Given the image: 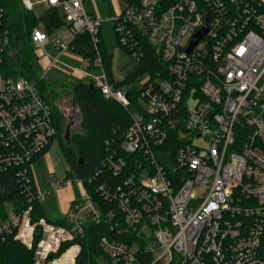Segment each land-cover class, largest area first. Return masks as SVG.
I'll list each match as a JSON object with an SVG mask.
<instances>
[{"label": "built area", "instance_id": "obj_1", "mask_svg": "<svg viewBox=\"0 0 264 264\" xmlns=\"http://www.w3.org/2000/svg\"><path fill=\"white\" fill-rule=\"evenodd\" d=\"M85 1L38 0L43 9L64 6L68 24L57 30L55 58L46 52L50 34L42 27L31 33L34 47L51 59L48 69L71 52L77 34L101 41L102 20L87 13ZM23 3L35 9L30 0ZM4 15L0 5V173L15 174L27 201L19 212L12 208L0 234L34 248V264H76L81 246L75 241L89 222L102 221V212L84 181L76 179L81 197L65 216L68 227L44 218L32 221L33 200L45 199L49 190L37 191L31 164L54 141L57 128L37 83L2 72L1 52L9 44ZM114 21L133 56L138 55V34L169 76L147 73L140 83L143 105L138 102L131 111L122 148L130 155L141 153L145 163L136 159L138 172L99 187L117 205L108 211L109 221L119 234L137 232L154 256L152 264H264V0H133ZM206 25L207 32L189 51ZM101 70L85 77L105 97L131 107L129 85L115 87ZM169 131L178 140L175 154L161 162L159 147ZM106 164L115 176L127 167L116 153ZM244 217L251 222L245 224ZM67 242L72 243L58 255ZM100 246L113 264H141L136 244L104 236Z\"/></svg>", "mask_w": 264, "mask_h": 264}, {"label": "trees", "instance_id": "obj_2", "mask_svg": "<svg viewBox=\"0 0 264 264\" xmlns=\"http://www.w3.org/2000/svg\"><path fill=\"white\" fill-rule=\"evenodd\" d=\"M125 1L130 4L133 0ZM0 5L5 13L4 26L9 31V44L1 52L2 72L6 76H24L37 83L43 98L52 107V116L57 128L54 139L58 135L60 136L65 159L70 165L68 178L82 179L87 192L102 212V221L99 224L89 222L86 226L85 235L75 241L81 246L76 264H113L112 259L103 252L100 246V240L104 236L130 245L136 244L139 247L137 257L140 263L152 264L154 256L146 251L143 238L137 232L129 231L119 234L115 222L109 221L107 213L110 209L117 210V205L114 201L106 200L99 189L102 184L109 186L119 184L125 176L132 172H138L136 159H142L145 163L141 153L130 155L122 148L124 135L132 124L131 111L136 109L141 96V86L129 89L132 106L124 107L115 99L105 97L91 80H80L74 83L72 85V98L81 113V125L84 133H77L66 138V135H63V115L51 98L52 92L45 87L43 79L35 74L34 65L37 56L31 38V33L36 27H42L50 35L60 28H65L68 25L66 16L63 17L60 14L59 7L46 8L40 15H36L34 10L25 7L23 0H0ZM136 41L138 43L136 49L138 55L136 57L122 42L121 45L139 63L137 73H146V75L152 73L160 79L168 77L165 65L155 56L153 48L145 38L137 34ZM70 51L87 61L89 69L98 68L97 61L100 60L101 68L106 73L108 81L115 87L129 85V82L133 80L134 75L122 82L114 80L111 72V53H109L102 39L95 44L89 33L77 34L70 44ZM178 107L185 113L182 104H179ZM177 141L176 133L169 131L166 140L159 147V154L162 156L159 159L161 162L169 158L172 160ZM114 153L127 161V167L122 170L119 176L113 175L106 164ZM29 175L33 178L31 173ZM89 179L92 181L89 182ZM17 186L18 180L12 171L0 173V224L8 216L6 210L8 203L13 205L16 212L21 211L24 202L26 204V194H23ZM32 205L31 218L33 222H38L44 218L57 226H69L66 217L56 220L50 219L40 200L34 199ZM251 220V218L244 217L245 224L250 223ZM117 221L119 222V220ZM112 224H114L113 229H111ZM118 225L122 227L121 221ZM40 237L39 234L36 236V243ZM71 243L63 244L58 255ZM261 253L264 256V247ZM34 258V248L28 249L21 242L15 240L12 235L1 236L0 234V264H34Z\"/></svg>", "mask_w": 264, "mask_h": 264}, {"label": "rangeland", "instance_id": "obj_3", "mask_svg": "<svg viewBox=\"0 0 264 264\" xmlns=\"http://www.w3.org/2000/svg\"><path fill=\"white\" fill-rule=\"evenodd\" d=\"M35 4L34 13L40 15L44 9L37 4L38 0H30ZM85 3V2H84ZM91 8L98 9L102 16L100 27V37L105 43L109 53H111V72L116 81L122 82L133 76V80L129 82V87H138L140 83L147 77L146 73H137L139 63L131 57V55L122 47L119 36L115 31V21L118 13L125 7V0H90ZM60 14L64 17L66 11L64 6H60ZM116 16H112V15ZM100 19V18H99ZM57 39V30L50 35L51 43L46 48L47 54L55 58L59 55L55 41ZM65 53L60 57V64L55 65L47 70L51 59L47 54H44L41 49L35 48L37 61L34 65L35 74L43 79L45 87L52 92L51 98L57 104L60 112L63 115V135L68 134V138L77 133H84L82 128V116L79 108L75 106L72 98V85L79 80L75 77L74 71L69 68H83V61ZM67 64L69 68H65L63 64ZM96 71V70H94ZM53 90V91H51ZM140 104L143 105L141 101ZM66 133V134H65ZM60 136L58 135L48 150L35 158L31 164V170L34 177V183L38 192H43L61 178H66L70 165L66 161ZM74 182V186L78 191V196L81 197V188L76 179H69ZM67 187L71 183H67ZM59 192L53 190L51 195L41 200L42 205L48 212V217L54 220L55 215L60 213L61 201ZM12 204L6 205L7 212H11Z\"/></svg>", "mask_w": 264, "mask_h": 264}, {"label": "crops", "instance_id": "obj_4", "mask_svg": "<svg viewBox=\"0 0 264 264\" xmlns=\"http://www.w3.org/2000/svg\"><path fill=\"white\" fill-rule=\"evenodd\" d=\"M89 3H90V0H86L85 3H84V7H85V10L87 11V13H89L93 17H97V18H100L101 19L102 16H101L100 11L98 9L91 8V6L89 5ZM126 4L127 3L125 1V7H126ZM112 16L114 17L116 15L114 14ZM63 55H65V54H63ZM69 55L72 56V57H75V58H77V59H79L81 61H83V63H84V67L83 68H76V69H74L72 67L69 68V66L67 64H63L62 63L65 68H69L70 70L74 71V73H75L74 75H75V77L79 81L80 80H87V78L85 77V72H92L94 74L101 73L102 70L99 67L98 68H94V69H89L88 68L87 61H85L79 55L73 54L72 52H70ZM48 68H49V66L47 67V70H49ZM94 70H96V71H94ZM114 80L116 81L115 78H114ZM69 179L70 178H68V176L66 178H61L60 180L56 181V183L52 184L50 186V188H48V189L45 190V191H48L49 190V195L48 196H50L51 193H52V191L55 189V190H57L59 192L60 198L61 199H64L63 201H61L60 213L57 214V215H55L54 220L59 219V218H64L66 216L67 212L70 210V208L72 206V203H73V200L79 197L78 196V191H77V189L74 186V182H72ZM61 182H62V184L59 186L58 184L61 183ZM67 183H71V186L70 187H67L66 186Z\"/></svg>", "mask_w": 264, "mask_h": 264}, {"label": "water", "instance_id": "obj_5", "mask_svg": "<svg viewBox=\"0 0 264 264\" xmlns=\"http://www.w3.org/2000/svg\"><path fill=\"white\" fill-rule=\"evenodd\" d=\"M208 30V26L206 25L201 31L197 32V34L195 35L193 41L191 42V45L189 47V51L192 49V47L194 46V44L200 40L201 38H203V36L205 35V33ZM66 138H68V134L66 135Z\"/></svg>", "mask_w": 264, "mask_h": 264}]
</instances>
